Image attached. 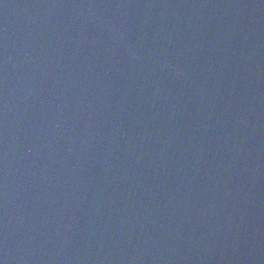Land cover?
Here are the masks:
<instances>
[{"label":"water","instance_id":"1","mask_svg":"<svg viewBox=\"0 0 264 264\" xmlns=\"http://www.w3.org/2000/svg\"><path fill=\"white\" fill-rule=\"evenodd\" d=\"M0 264H264V0H0Z\"/></svg>","mask_w":264,"mask_h":264}]
</instances>
